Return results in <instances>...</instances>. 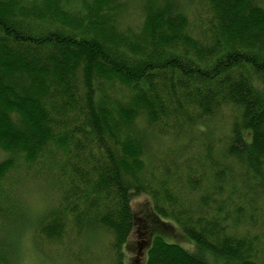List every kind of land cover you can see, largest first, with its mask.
Returning a JSON list of instances; mask_svg holds the SVG:
<instances>
[{"label": "trees", "instance_id": "trees-1", "mask_svg": "<svg viewBox=\"0 0 264 264\" xmlns=\"http://www.w3.org/2000/svg\"><path fill=\"white\" fill-rule=\"evenodd\" d=\"M137 1L0 0V264L29 189L49 246L124 264L143 195L194 245L144 264H264V0Z\"/></svg>", "mask_w": 264, "mask_h": 264}, {"label": "rangeland", "instance_id": "rangeland-1", "mask_svg": "<svg viewBox=\"0 0 264 264\" xmlns=\"http://www.w3.org/2000/svg\"><path fill=\"white\" fill-rule=\"evenodd\" d=\"M129 5L131 19L135 18L138 8L137 0H124ZM49 195L42 189H29L21 196L20 202L23 204V210L30 217L29 223L23 226V232L15 236L14 241L17 248L19 264H73L75 255L76 264H81L85 258L82 253L88 246L94 258L100 261L95 264H106L102 260L104 257L101 250L105 249L106 236L100 235L91 239L90 242L65 241L61 246H49L39 241L33 230V224L36 217L42 213ZM131 210L134 214V230L124 247V264H144L147 248L155 234L159 235L164 242L176 244L182 247L186 252L193 253L194 245L179 231L177 227H172L168 223H161L152 211L151 202L146 196L134 197L131 201ZM21 232V231H20ZM87 247V248H88ZM88 248V249H89ZM190 249V250H189Z\"/></svg>", "mask_w": 264, "mask_h": 264}]
</instances>
